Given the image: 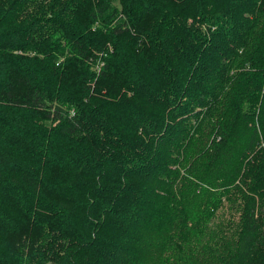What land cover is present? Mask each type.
Segmentation results:
<instances>
[{
  "label": "trees",
  "instance_id": "16d2710c",
  "mask_svg": "<svg viewBox=\"0 0 264 264\" xmlns=\"http://www.w3.org/2000/svg\"><path fill=\"white\" fill-rule=\"evenodd\" d=\"M0 264H264V0H0Z\"/></svg>",
  "mask_w": 264,
  "mask_h": 264
}]
</instances>
